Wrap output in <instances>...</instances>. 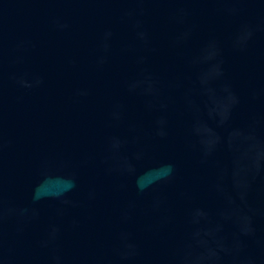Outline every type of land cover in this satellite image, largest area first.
Here are the masks:
<instances>
[{"label":"water","instance_id":"water-1","mask_svg":"<svg viewBox=\"0 0 264 264\" xmlns=\"http://www.w3.org/2000/svg\"><path fill=\"white\" fill-rule=\"evenodd\" d=\"M0 264H264V0H0Z\"/></svg>","mask_w":264,"mask_h":264}]
</instances>
